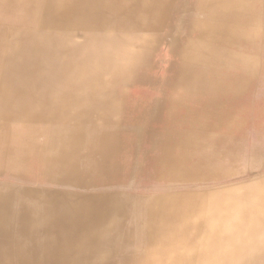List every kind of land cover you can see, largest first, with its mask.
Here are the masks:
<instances>
[{
    "label": "bare ground",
    "instance_id": "obj_1",
    "mask_svg": "<svg viewBox=\"0 0 264 264\" xmlns=\"http://www.w3.org/2000/svg\"><path fill=\"white\" fill-rule=\"evenodd\" d=\"M0 264H264V0H0Z\"/></svg>",
    "mask_w": 264,
    "mask_h": 264
}]
</instances>
